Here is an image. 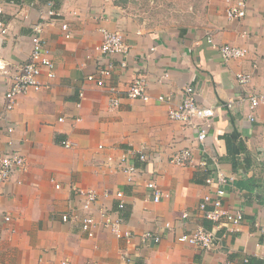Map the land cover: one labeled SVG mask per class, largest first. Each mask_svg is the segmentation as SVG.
<instances>
[{
  "label": "crops",
  "instance_id": "0c3cea01",
  "mask_svg": "<svg viewBox=\"0 0 264 264\" xmlns=\"http://www.w3.org/2000/svg\"><path fill=\"white\" fill-rule=\"evenodd\" d=\"M245 1V16L230 19L231 0H2L1 17L11 29L0 36V58L7 63V72H0V155L16 149L26 169L0 183V264H264L258 231L264 226V103L250 119L248 102L239 100L245 89L235 82L237 72H248L249 88L264 89V0ZM44 18L42 36L55 77L41 76L48 88L19 95L5 111L11 73L29 55L30 26ZM100 28L121 32L129 46L127 54L101 58L112 67L103 86L87 79L99 64ZM225 43L247 48L246 55L224 61L219 47ZM137 74L144 78L147 101L126 98ZM186 85L194 87L197 104L215 110L204 142L197 139V127L167 116ZM108 87L121 97L116 108L108 106ZM64 139L70 147L62 145ZM187 147L211 166L217 158L229 178L223 204L243 213L231 231L215 230L209 249L178 240L197 224L212 229L196 213L212 191L206 173L169 161ZM139 151L148 165L138 159ZM121 154L148 171L128 182L117 165ZM149 180L162 193L158 201L151 199ZM71 184L96 193L92 211L98 222L100 209H106L123 220L122 228L158 232L161 240L137 248L101 225L88 237L78 220L62 221L60 214L76 199ZM116 191L123 192L122 208Z\"/></svg>",
  "mask_w": 264,
  "mask_h": 264
},
{
  "label": "built area",
  "instance_id": "2783aa9c",
  "mask_svg": "<svg viewBox=\"0 0 264 264\" xmlns=\"http://www.w3.org/2000/svg\"><path fill=\"white\" fill-rule=\"evenodd\" d=\"M246 1L245 0H231L226 8V15L228 18H241L246 14ZM4 8L2 0H0V36L4 37L10 34V24L2 19ZM49 14H54L49 11ZM47 24V20L40 19L32 23L30 26V51L28 58L23 63L17 65L13 69L8 83L7 90L5 91V111L10 110L13 107L15 99L22 94H25L29 90H40L48 88L49 83H43L40 81V77L44 76L48 80L55 77V64L50 57V52L46 42L43 39L42 33L44 26ZM64 35L70 36L67 29V25L64 23L61 25ZM102 39L95 46V51L99 55V64L96 68V72L87 75V79L94 81L97 85L103 86L104 75H109L111 72V65H105L102 63L101 58L112 54H127L129 46L119 31H110L105 28H100ZM247 48L225 43L220 45L219 54L224 61L231 59L242 58L246 55ZM121 66H125L124 61H120ZM0 72H7V63L0 58ZM235 82L244 87L245 92L243 96L239 97L240 101L248 102L251 114L250 119H254V111L256 107L264 103V89L261 91H253L249 88L251 81V74L248 72H237L235 75ZM110 95L107 99L108 106L110 108H116L120 104V96L115 93L114 88L108 87ZM183 97L175 106L170 107L167 111V116L171 120L179 121L189 127H197V139L204 142L207 138V122L210 121L215 115V110L211 106L199 105L196 102L195 90L192 85H186L183 87ZM126 98L129 100H143L147 101L149 96L146 91V85L144 78L141 74H137L130 82L126 90ZM161 99V97H160ZM233 103H227V107H231ZM62 120L63 117H59ZM11 127H7L8 132H12ZM63 146L70 147L71 143L68 139L61 141ZM138 159L148 165L149 158L144 153L139 151ZM211 166L206 159H197L190 148L181 149L173 153L169 157V161L172 164L180 166H191L193 168H199L206 173L204 182L212 187L210 193L205 194L199 202L197 208V215L202 219H206L212 223V229H207L203 224H197L195 227L187 232L178 235V240L195 245L201 248L209 249L212 247L215 239V230H219L226 227V230L231 231L232 227L240 224L243 220V213L239 210L232 211L224 206L223 198L226 193V186L229 183L227 176L222 173L218 168L217 158L213 157ZM118 167L125 175V179L128 182H132V178L136 174L147 172V167H137L130 157L126 154H121ZM26 169L25 157L19 153V151L10 150L6 154L0 155V183L7 182L14 173L17 171H23ZM146 187L151 191V199L158 201L162 195L161 191L157 187L154 180L146 181ZM55 188H60L59 183H54ZM70 191L76 198L71 205L70 209L61 213L60 218L62 221L67 222L71 220H78L80 229L88 237H92L95 234V228L97 225H101L103 228L108 229L117 238H123L128 245L147 246L150 244L159 243L161 235L158 232L151 230L142 231L136 233L129 228H122L123 220L119 217H111L109 211L106 209H100V216L103 218L102 222H98L92 211L94 203L97 201L96 193L88 188L82 187L77 184L70 185ZM116 197L120 198L118 207L124 206L121 200L123 196L122 191H116ZM79 210L83 211L79 214ZM85 211V212H84ZM189 213H182V218H186ZM4 220L9 221L10 217L4 215ZM170 223L166 222L165 227L170 228ZM258 231L264 236V226L260 225ZM127 263L131 261V255H125ZM247 259H244V263H247ZM61 264H67L66 260L61 261ZM223 264H235L230 261H226Z\"/></svg>",
  "mask_w": 264,
  "mask_h": 264
}]
</instances>
